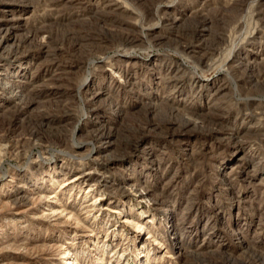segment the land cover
<instances>
[{
    "label": "rangeland",
    "instance_id": "obj_1",
    "mask_svg": "<svg viewBox=\"0 0 264 264\" xmlns=\"http://www.w3.org/2000/svg\"><path fill=\"white\" fill-rule=\"evenodd\" d=\"M0 264H264V0H0Z\"/></svg>",
    "mask_w": 264,
    "mask_h": 264
},
{
    "label": "bare ground",
    "instance_id": "obj_2",
    "mask_svg": "<svg viewBox=\"0 0 264 264\" xmlns=\"http://www.w3.org/2000/svg\"><path fill=\"white\" fill-rule=\"evenodd\" d=\"M83 86H86V84L85 85H83ZM111 133H109V132H103V133H101L99 136V138H102V139H110V137H111ZM23 201V198H20V199H15L14 200V202H22ZM69 252H70V255H73L74 254V252L73 251H71V250H69Z\"/></svg>",
    "mask_w": 264,
    "mask_h": 264
}]
</instances>
